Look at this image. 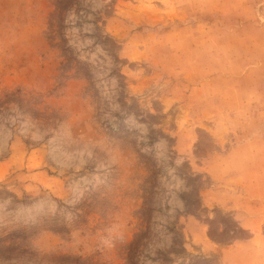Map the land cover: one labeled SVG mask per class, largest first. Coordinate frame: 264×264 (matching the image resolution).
I'll return each mask as SVG.
<instances>
[{"label": "rangeland", "instance_id": "rangeland-1", "mask_svg": "<svg viewBox=\"0 0 264 264\" xmlns=\"http://www.w3.org/2000/svg\"><path fill=\"white\" fill-rule=\"evenodd\" d=\"M0 264H264V0H0Z\"/></svg>", "mask_w": 264, "mask_h": 264}]
</instances>
